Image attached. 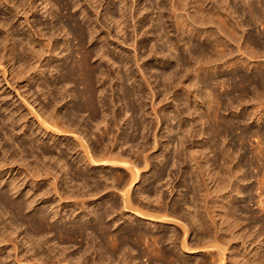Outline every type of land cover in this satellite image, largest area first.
Instances as JSON below:
<instances>
[{
  "label": "bare ground",
  "instance_id": "obj_1",
  "mask_svg": "<svg viewBox=\"0 0 264 264\" xmlns=\"http://www.w3.org/2000/svg\"><path fill=\"white\" fill-rule=\"evenodd\" d=\"M11 2L17 11H15L13 19L19 18L21 11H18V9L24 8L26 4L23 2L20 4V1L15 0ZM243 2L247 5L252 18L260 22L261 26H264V2L261 0H243ZM170 3L171 14L177 21V29L179 31L183 29V32H188L194 38L204 37L205 40L212 39L213 41L211 42V46H209L210 48L201 46L198 50L192 49L194 46L192 37L188 41L181 38L178 41H184V45H189L187 52L191 56L190 58L193 57V61L190 62V60V63H188L185 77H188L190 74L192 76L193 72L195 73L192 78V80L194 79V87L196 88L194 98L195 108L193 110L183 109V111L170 110L167 119L165 109L159 110V107L157 108V105L153 104L152 112L148 113L149 117L140 120L139 110H137L133 103L134 101H132L134 93L130 87L128 88L126 86V81L129 80L127 72L131 68L124 70L125 72L123 74L121 73L122 69H120L117 75L122 79V87L120 88L123 100L126 101L125 108L128 111H132V114L125 120L123 118V112L125 111L126 113L127 111L118 109L115 92L109 91L110 93H105L103 89L100 91V87L105 85L106 80L112 79V73L110 70L104 69L99 62L93 61L94 58H102L99 50L92 48L82 51L79 48L77 51H74L72 50L74 48L70 49L69 47V53H67L64 64L67 67H65L62 75L60 74L62 78L59 82L63 85L72 83L74 84V88L72 87V91L66 89L63 95L59 92L63 96L62 100L58 99L61 96L59 97L56 96L57 94H54L51 97V101L48 102L49 104L40 107L42 114L33 105L32 111H36L37 117L41 122L39 131L43 136L52 134L54 138L59 137L58 139H60V137H64L67 139L66 142L61 140V143L67 144L69 153L77 154L74 160L77 163L79 162L76 168L79 171L76 173L75 170L71 169L70 171L67 168L68 170H64V173L60 175L52 166H46L45 162V166L41 165V162H38L37 158L35 159V164L30 166L26 163V159L18 160L14 156L9 157L7 155L8 152L4 151V157L0 160V184L2 185L5 181L3 178H6L7 173H13L17 170L22 178L19 179V177L12 176L6 183L9 184L12 194L15 196L18 193H24V186L26 188L32 182V186H30V190L32 188V199H26L27 201L20 199L13 200L8 192L0 191V200L6 203L10 210L19 216L22 222L29 225L32 229L33 236L39 239L32 250L31 260H28L21 250V246L24 245V240L15 242L14 235L17 232L5 225L0 230V256L2 255L3 249L6 252L12 249L15 252L14 258H11L13 264H25L27 262L30 263V261L31 264H74L72 259L68 257L63 256L61 258L52 255L48 242H44L43 238L52 233L61 242L76 241L75 239H82L88 233L94 235L93 238H95L93 245L91 246L90 244V247L94 248L95 253L98 250L101 252L100 263H104L103 255H105L113 264H123V262L130 264L132 261H134V264H139L134 253L129 260L123 257L126 255L127 249L129 251L131 250V252L134 250L130 246L132 244V246H135L139 250L145 251L146 257L149 256L147 261H150V264H192L187 260L188 258L179 257L176 250H173L170 246L172 244V247H174L175 245L173 246V244L179 242L183 234V239L181 240L183 248L188 249L192 253H201V255L205 254L209 256V259L206 258L207 256L200 257L203 261L202 264H229V258L231 264H264V239H261L264 235V173L262 177L257 178V184H253L252 179L254 176L252 177L247 170H244V163L239 153L235 151V146L233 144L228 148L222 146V144L225 145L229 134H232L235 128H239V124L242 122L244 116H242L243 110L248 111L251 109L252 111L248 114L254 120L259 117L258 114L261 113V109L263 108L264 110V90L260 92V86L264 84V76H262L263 78L260 77L262 78L260 81L258 78L260 75L258 74L250 78L241 77L240 83L236 86L241 88V84L245 85L247 82L248 84L250 83L254 88L253 98H250V101L246 99L244 101L242 99L243 95L247 94L245 88L240 89V94L235 97V100L231 97L230 99H233L234 102H238L237 110L240 106L243 107V110L239 112L240 114L232 118H227L223 112L227 109V104L231 103V101L227 103V100L230 99H227L226 89L220 91L216 88L215 90L213 89L214 92H211L213 94L208 95L207 93V95L203 96L204 87L208 83V78H205L204 75L221 72L220 67L217 66V63L220 61L224 60V67L230 68V70L239 66H247V68L250 66V69L260 68L264 72V62L260 61L258 64L259 67H255L257 63L251 64L250 61L261 56L264 57V50L261 51L263 45L261 46L256 41L250 40V37L245 39L243 46L238 44V52L242 56L245 55V59L236 56V58L231 59L230 63L228 58H232L236 50L231 47L229 42L232 40L240 43L244 39L247 26L245 24L246 22L240 20L241 17L238 14L236 6L231 5V2L228 0H173ZM257 3L261 5L258 6ZM31 5H29V9H23L22 14L25 20L21 24L28 26L30 23V17L28 15H30L31 9V13L34 15L33 9L36 6L35 2H32ZM190 10H193V12L191 13ZM181 11L186 12V15H182L180 13ZM49 14L53 16L52 13L49 12ZM131 17L135 20V23L132 30L130 28L131 31H129L130 34L131 32L137 34L135 35L136 38V36L139 37L141 35V32L138 30L142 27L141 24L143 23L144 17L139 10L137 12L135 11ZM109 18L115 22L117 20L113 12L109 13ZM91 21L96 22L97 25L90 32V43L94 44L100 40L95 36L98 30V21L94 19H91ZM118 21L120 22V20ZM214 23L218 24L217 26L225 33L226 38L217 35L218 33L209 32L207 29H200V31L195 33L197 24L205 25ZM5 26H7L6 23H0V28L3 29ZM124 26L127 32L129 27L127 25ZM81 30H76L79 37L83 36ZM121 30L123 29H119L118 31ZM125 30L123 31L125 32ZM240 30L243 32L240 33ZM228 37L229 40H227ZM81 39L83 40V38ZM53 40L54 37H51L50 42L44 43L39 47L34 46L33 43L31 47L30 43L27 49L23 48L22 51L24 54L27 50L32 53V63H30L32 64L30 65L32 67V74L27 76L25 74L29 71V69L26 70V68H29L28 65V67L24 66L25 68L16 71L15 64H12L15 61L18 50H20V45H17V48L12 47L9 50L7 47V38H5L2 46L0 45V66L5 65L3 67L4 71L6 73L9 71V74L13 75V81L15 79L19 81L23 78H25L24 81L31 78L34 81L36 76L44 75L46 71L42 67L43 61L57 55V50L60 45ZM169 42H171L170 46L173 45L171 48H179L178 45L180 44L177 45L172 41ZM13 44L15 45L16 42L13 41ZM159 55L152 48L151 53L145 57L136 54L134 57L135 62L132 65V67L139 66V69L136 70L141 74L142 79L146 83V87L149 88L153 95L156 93L155 87L146 72V65L152 58L158 60ZM174 58L170 54L161 55V59L165 64L176 63L177 68L180 62L184 60L180 55L176 57V60ZM113 64L115 65L117 63L113 62ZM126 64L121 60L120 65H117L118 68H122ZM176 71V69L172 70L170 75L165 77L168 84L166 81L164 87L169 88L171 86V88H177L179 85H182L185 91L191 92L192 85L187 86L188 82L186 83V79L181 80L179 84L176 83V80L172 81V78L174 79L176 75ZM161 75L163 76V74ZM16 76H20L19 80H17ZM157 77L159 76H154L155 79ZM5 80L10 86L11 83L8 79ZM215 80V84L219 88H226L225 82L223 83L218 79ZM44 81L46 82V80ZM54 84H56V81ZM45 85H47V82ZM51 85L50 87H52ZM1 89H3L2 81H0ZM6 94L8 97L4 96ZM169 94L166 93L162 99V101H169L167 106L176 102V99L173 96H169ZM3 96V99L7 102L9 93L5 91ZM68 96H71L74 102V105L70 106V109L66 105V102H63L64 104L62 103ZM210 96H212V99ZM232 105L234 104L232 103ZM105 109H108L109 112L106 113L104 111ZM82 112H88L91 122H97L96 128L99 134L94 136L95 141L93 144L91 142L93 146L90 145L91 137L86 138L87 134H85L81 125L76 122V117ZM159 113H162V116ZM261 118L263 116L259 120ZM172 119L177 120V129L167 127L170 138L168 139V143L164 144V142H161L163 138L158 137L159 133H157V130L160 123L163 124L167 120L172 121ZM156 121L159 124L157 128L154 125ZM101 124L104 125L103 128H100ZM155 130L156 132L153 138L155 145L153 150L158 147L159 149L162 148L161 153H158L159 157L158 154L157 156H151L145 153L151 146L150 142H152L149 141L147 133L151 132L152 134ZM263 130H256L254 133V137L257 136L256 138L259 140L254 152L258 166L261 164L260 167H264V147H261L263 145L262 141L264 140L262 138L264 137ZM172 133L176 134V136L173 137L171 135ZM180 133L182 134L179 135ZM247 133L244 131L243 135L245 136ZM33 135L32 133V137H34ZM242 136L237 138L233 137L232 140L240 142L244 139ZM42 143L43 145L46 144L45 140ZM135 146L138 147L136 150L134 149ZM234 152H236V155H233ZM156 158L157 165H154ZM261 161L263 162L260 163ZM7 166L8 169L4 170ZM142 166L143 169L144 167L145 169L149 168L151 172L150 176H142L143 174L140 170ZM173 167H177V170L174 171ZM100 174L102 176L98 178ZM166 177L171 181L173 178L174 181L179 179L178 187L180 189L175 188L176 186L173 185L174 181L171 182L169 180L166 182L165 189L168 191L166 195L164 189H159V185L166 180ZM36 179L39 180L36 182ZM68 179H70L71 183L76 180H82L83 182L82 184L79 183L81 185L78 186L77 190L70 189L69 193H64L60 183H66ZM20 180L23 181L22 184H20ZM75 185H77L76 182ZM87 187H89L87 193H84V190L81 191V189ZM40 188L43 190L41 191ZM109 189L112 192L109 194L107 201L108 204H112L111 211L115 212L119 210H116L118 208L117 201L119 200L120 202L118 203L121 206L123 205L124 210L130 211L136 217L142 218V220L145 219L149 223L146 224V222L140 221L141 219H132L131 222L135 223V226L125 227L126 221H124L114 231L112 227L116 226V221L114 218L109 217V212L111 211L105 207L101 210L100 206L99 208L95 207L91 211L85 209L86 204L89 202L88 197L95 196L99 192H103L102 190ZM228 190L229 192L227 193ZM254 190L257 191L256 193L259 198L256 204L259 210L263 212V215L259 218L260 220L255 219L254 210H250L246 205H243L247 200L252 203ZM175 191L178 197L176 196L177 198L174 199L173 197L171 199ZM29 193L30 191L28 190L26 196ZM87 195L88 197L86 198ZM36 198H39L43 204H46L50 200L55 201L54 206H52L54 207L55 219L54 217L53 219L55 223L63 221V219H59L61 217L59 213L62 201L66 200L74 204L76 214L72 217L73 221L88 220V223L78 224V222H74L70 227H68L69 225H53L48 219L47 210H36L34 204ZM144 200H146L145 204ZM78 204H82V206L79 207ZM31 208L32 216L30 214L25 215V210L28 209L29 211ZM177 218H183L188 221L187 223H181L180 220V223H178L183 231L180 228L167 226L169 225L168 222H177ZM89 224H94V226L91 227ZM158 224L159 226H157ZM145 226L149 227L145 228ZM258 226L261 230L256 229ZM152 229L156 232H150ZM190 232L191 234L196 233V239L193 243L187 241ZM84 239L82 240L84 241ZM2 243L5 244L3 247H1ZM230 243L234 245L229 246ZM32 244L34 243L32 242ZM248 244L255 247L254 252L247 251ZM225 245L229 247L227 248ZM225 252L230 253L228 259L226 258L227 253L225 254ZM237 253L241 257H236ZM8 254L10 255V253ZM44 255H46L45 258L43 257ZM153 259L159 260V262L155 263ZM93 264L99 263L97 260H93Z\"/></svg>",
  "mask_w": 264,
  "mask_h": 264
},
{
  "label": "rangeland",
  "instance_id": "obj_2",
  "mask_svg": "<svg viewBox=\"0 0 264 264\" xmlns=\"http://www.w3.org/2000/svg\"><path fill=\"white\" fill-rule=\"evenodd\" d=\"M11 1L12 0L0 1V23L1 24L6 23L7 25L3 29L0 28V45L2 46L5 38H7V47L9 50L12 47L17 48V45H20V50H18L15 61L12 62V64L13 63L15 64L16 71L20 70L21 68H25L29 66V68H26V70L29 69L30 72L27 71L28 73L25 75L30 76L32 74V67L30 66L32 65L30 64L32 63V53L31 51L27 50V52L24 54V52L22 51L23 48L27 49L30 43H31V47H32V43L34 46L39 47L40 45L44 43L50 42V38L54 37L53 41L55 43H59L60 46L57 50L58 56L55 55L54 57L47 58L46 60L43 61L42 67L46 69V71L44 75L36 76V79L34 81H32V78L26 81H24L25 78L19 80L20 76H16L17 80L19 81H16V79L13 81L12 80L13 75H10L9 71L7 73L4 71L3 67L5 65L2 67L0 66V81H2V86H3V89L0 90V160L4 157V151H6L8 152L7 155L9 157L14 156L18 160H22L23 158L26 159L27 160L26 163L29 164L30 166L35 164V159L37 158L38 162H41L40 163L41 165H44V162H45L46 166H52L56 170V172H58L60 175L64 173V170L66 171L68 169L70 171L71 169H73L75 170L76 173H78L79 170L76 168L79 162L77 163L74 160L77 154L71 153V152L69 153V151L67 150V144L61 143V140L62 141L64 140L66 142L67 139H65L64 137H60V139H58L59 137L54 138L52 134L43 136V134L40 133L39 131V129L41 128V124H40L41 122L39 121V118L37 117L36 111H32V105H33L34 108L38 110L39 113H41L40 107L43 105L49 104L48 102L51 101L52 99L51 97H53L54 94L55 95L57 94L56 96H59V97L61 96L58 99L62 100L63 99L62 95L65 94L63 92H65L66 89H69V91H72V89L74 88V84L72 83L63 85L62 83L59 82V80L62 78L61 75L65 67H67V65H64V64L66 62L67 53H69L68 51L69 47L70 49L74 48L72 49L74 51H77L79 48H81L82 51H85L86 49H92V48H96L97 50H99V53L102 55V58L101 59L94 58L93 61L97 63L99 62L104 69L110 70L112 73V79L106 80L105 85L100 87V91L103 89L105 93L109 91L115 92L118 109L121 111H124V110L127 111L126 112L127 115H125L126 114L125 111L123 112L124 113L123 118L125 120L126 118H128V116L132 114V111L129 110L130 111L129 112L127 108H125L126 101L123 100L122 91L120 88L122 87L121 86L122 79H120L119 76L117 75L120 69H122L121 73L123 74L125 72L124 70L131 68L127 72L129 80L126 81V86H128V88L130 87L134 93V95L132 96V101H134L133 102L134 105L136 106L137 110H139L140 120H144L145 118L149 117L148 113L152 112L153 104L157 105L156 107L157 108L159 107L158 108L159 110L165 109L167 119H168V116H169L168 113L170 112V110L183 111V109L193 110L195 108L194 98L196 94V88L194 87V79L192 80L195 73L193 72L192 76L190 74L188 77H185V73L188 68V63L193 61V57L190 58L191 56L187 52L189 45L188 44L184 45L183 44L184 41L182 42H178V41L180 38L184 39L185 41H188V39L192 37L194 40V46L192 47L193 50H198L201 46L210 48L209 46H211L212 44L211 42L213 41L212 39L205 40L204 37L194 38V36H190L188 32H185V31L183 32V29H181L180 31L179 29H177V21L171 14V10L169 7L171 6L170 1H173V0H34V1L33 0H15V1H20L19 2L20 4L21 2L26 4L24 8L18 9V11H21L19 14L20 20L19 18L13 19V16L15 15L16 10ZM228 1L231 2V5L236 6V8L238 9V14L241 17L240 20H243L244 22H246L245 24L247 25L245 34H244V39H242L240 43L232 41V40H231L232 42L231 41L229 42L231 44V47L236 50L235 55H233L232 58L231 57L228 58V60H230V63H231V59L236 58V56L238 57L240 56L241 58L245 59L246 56L245 55L242 56L240 55V52H238V44L243 46L245 39H248L249 37H250V40L256 41L261 46L263 45L261 51L264 50V26H261L260 22L252 18L251 13L249 12L248 7L243 2V0H228ZM261 1L264 2V0H261ZM32 2H35V5H36L35 8L37 7L36 9L35 8L33 9L34 15L31 13L32 12V9H31L30 15H28L30 17V23L28 24V26L26 24H21L25 20V17L22 14V12L24 11L23 9L25 8L26 10L29 9L30 8L29 5H31ZM257 5L260 6L261 4L257 3ZM138 10L139 12H142V16L144 17V19L142 21L143 23L141 24L142 25L141 29L139 28L140 30H138L139 32H141V35L139 37L136 36L135 38V35L137 34L132 33V32L130 34V31L132 30V27L135 23V20L132 19L131 15L134 14L135 11L137 12ZM49 12L52 13L53 16L49 14ZM111 12L114 13L117 19L116 22L112 21L109 18V13ZM190 12L192 13L193 10H190ZM180 13L182 15H186V12L184 11H181ZM91 19H94L95 21L99 22V23L97 22L98 24L97 29L99 31L97 30V32L95 33V36L97 37L98 40L99 39L100 40L99 42H96L94 44L90 43V32L97 25H96V22H92L93 20L91 21ZM118 20H120V22ZM117 22L119 23L118 25H117ZM124 25H127L129 27L127 32L124 29L125 28ZM217 25L218 24L216 23L205 24V25L197 24L196 26L197 29L195 33L200 31V29H204V30L207 29V31L209 32L212 31L216 34L218 33L217 35H220L221 37L226 38L225 33ZM117 26L118 28L120 27L119 29L125 30V32L123 30L118 31L119 29L117 28ZM76 30H81V32H83V36L79 37V34L76 33ZM241 32L243 31L240 30V33ZM81 38H83V40ZM227 40H229V37L227 38ZM13 41L16 42L15 45L13 44ZM169 41H172L177 45L180 44L178 45L179 48L178 49L171 48L173 47V45L170 46L171 42ZM152 48L155 49V51H157V53L160 54L158 56V60L155 58H152V60H150L148 64L146 65V68H147L146 72L149 78H151L153 86L155 87V92H156L155 95H153V93L149 90V88L146 87L145 81L142 79L141 74L137 71L139 69V66L132 67L133 63L135 62L134 57L136 56V54H139L141 57L143 56L145 57L151 53ZM163 54H167V55L170 54L171 56H174L175 57L174 60H176V57L180 55L184 61H181L180 65L176 68V63L165 64L163 62V60L161 59V55ZM263 58L264 57L261 56L259 58L251 59L250 60L251 64L257 63L255 67H259L258 65L259 62L260 61L264 62ZM147 59H150V58H147ZM112 60L113 62H116L118 65H120L121 60H123L124 63H127V64L126 66H123L122 68H118V65L117 64L114 65ZM171 61L173 62V60ZM224 65H225L224 60L220 61L217 63V66L220 67L221 72L216 73V74L210 73V75L209 74L204 75L205 78H208V83L204 87L205 94L203 93V96L207 95V93L208 95L213 94L211 92H214V90L218 88L217 90H220V91H224L226 89L227 99H230L232 97L235 100L236 99L235 97H237V95L240 94V89L245 88L247 90L246 92L247 94H244L242 99L244 101L245 99L247 101H250V98L251 99L253 98V91H254L253 86H251L250 83L248 84V82L245 85L241 84V88H238L236 85L240 83L241 77L250 78V77H255L256 74L260 75L258 77L260 81L263 78L262 76H264L263 70L260 68L250 69L249 68L250 66L248 68L247 66L245 67L239 66L237 68H233L230 70V68L224 67ZM175 69L177 71H176V75L174 76V79L172 78V81L176 80L177 81L176 83L179 84L181 80L186 79L187 80L186 83L188 82L187 86L190 84L192 85L191 92L187 90L185 91L182 85H179V87L181 88L179 87L171 88L170 86L169 87L170 89H169L168 87H164L167 81L165 77L170 75L172 70H175ZM161 74H163V76ZM154 76H159V77L155 79ZM5 79H8V81L11 83L10 86L8 85V82H6ZM215 79H218L219 81H222L223 83L225 82L226 88H221V87L219 88L215 84L216 83ZM44 80H46L47 85H45L46 82ZM54 80L56 81V84H54L55 82ZM142 84L144 85L141 86ZM167 84H168V81H167ZM50 85L52 87H50ZM57 85L59 86L57 87ZM53 86H55L56 88ZM167 88L168 90H166ZM158 90H159V93H158ZM263 90H264V84L263 86L261 84L260 92H262ZM5 91L9 93V98L7 102L3 99L4 96L8 97L7 94L3 96V93ZM59 92L62 93V95L59 94ZM166 93H170L169 96L171 97L173 96L176 99V102H174L170 106H167L169 101L167 102L164 100L162 101ZM99 95L101 94L99 93ZM210 98L212 99V96H210ZM233 99L227 100V103H229L230 101L231 103L230 104L226 103L228 105L227 109L223 111L224 115L227 118H232L233 116L240 114L239 112L243 110L242 106H240L237 110L238 102H234ZM63 102L67 103L66 105H68L69 109H70V106L74 105L73 98L71 96L66 97V100L62 101V103ZM232 103L234 105H232ZM261 110L262 111L260 112L264 114L263 108ZM104 111H106V113L109 112L108 109H105ZM251 111H252L251 109L248 111L247 110L242 111L243 112L242 116L243 115L244 116L242 118V122L239 124V128H235L232 134H229L225 142V145L222 144V146H225L226 148H228L231 144L235 146V151L239 153V156H241V159L244 163V170H247L248 173L252 175V177L254 176V178L252 179L253 181L252 183L257 184L256 180L257 178L262 177L264 173V167L262 166L260 167L261 164H259V166L257 164L254 151L256 148L255 146H257L258 144L257 142L259 140H257L258 139L256 138L257 136L254 137L255 136L254 133L256 132V130L258 131L260 129L261 130L264 129V115L260 113L258 114L259 117L254 120V118H252V116L250 117V115L248 114ZM159 115L162 116V113H159ZM262 116L263 118L259 120V118ZM76 118H77L76 122L81 125L83 131L85 132V134H87L86 138H88L89 136L91 137L90 145L93 146L92 144L95 141L94 136L99 134V131L96 128L97 122H91V120L89 119L88 112H82ZM176 122L177 120L175 119H172V121L167 120L166 123H163V124L160 123V125L158 124L157 121L155 122L154 125L156 126V128L159 125V128L161 129L160 130L158 128L157 133H159L158 134L159 138L164 139V140L162 139L161 141V142H164V144L168 143V139L170 138V135L167 132L168 130L167 127H173V129H177ZM103 127L104 125L101 124L100 128H103ZM42 128L44 127L42 126ZM244 131L245 133L248 132L249 135L247 133L244 136L243 135ZM155 132L156 130L153 132L154 134L153 133L151 134V132L147 133L149 136V141H152V142H150L151 146L150 148L146 150L145 153L151 156H154V155L157 156V154L161 153L162 151V148L159 149V147L153 150L154 149L153 147L155 145V142L153 139ZM32 133L34 134L33 135L34 137H32ZM116 133H117V130H116ZM181 134L182 133H180L179 135ZM171 135L173 137L176 136V134L174 133H172ZM239 136H242L244 139H242V141L240 142L239 141L235 142L232 140L233 137L237 138ZM259 139L260 141H262L261 138ZM43 140H45L46 142V144L44 145L42 143ZM262 142H263L262 143L263 145L261 144L262 146L261 145L260 146L264 147V140ZM137 148H138L137 146L134 147L135 150ZM236 152H234L233 155H236ZM158 157H159V154H158ZM156 162H157V158L155 159L154 165H157ZM262 162L263 161H261L260 163ZM142 165H144V163H142ZM7 169H8V166L4 168V170H7ZM142 169H143V166H142ZM142 169H140L143 174L142 176L151 175L149 168L145 169L144 167V169L143 170ZM173 169L174 171H176L177 167H173ZM12 176L19 177V179L22 178L17 170H15L13 173L11 172L7 173V175L5 176L6 178H3L5 181L3 182L2 185L0 184V188H1L0 191L8 192L10 197H12L11 199L13 200H18V199L23 200V201H27L26 199L31 200L32 199V188L30 190V186H32L31 184L32 182L26 188L24 186V193L22 194L18 193V194H15V196H13L11 189H10L11 187H9V184L6 183L12 178ZM101 176L102 175L100 174L98 178H101ZM38 180L39 179H36V182ZM169 180L170 179H167L166 177V180L163 181V183L159 185V189H164L165 190L164 192H166L165 193L166 195L168 194V191L165 189L166 182ZM20 181H21L20 184H22L23 181L22 180ZM173 181H174V178L172 179L171 182ZM75 182L77 185H75ZM75 182L71 183L70 179H68L66 183L61 182L60 186H62V191L64 193H69L70 189L77 190L78 186H80L83 181L76 180ZM178 184H179V179H176L173 185L176 186L175 188L180 189V187H178L179 186ZM28 190L30 191V193L28 196H26V192H28ZM40 190L42 191L43 189L40 188ZM83 190H84V193L85 192L87 193L89 191V187L85 189H81V191ZM102 191L103 192H99L98 194L92 197H88V195L86 196V198L88 197L89 202L86 204L85 209L91 211L95 207L99 208L100 206L101 210H103L105 207L109 211H111L112 204L111 203L108 204L107 200L109 198V194L112 191L111 189L105 190V191L102 190ZM228 192L229 190L227 191V193ZM256 192L257 191L254 190V195H253L254 199L252 203L251 201L247 200L246 203H244L243 205H246V207H248L250 210H254L255 219L260 220L259 218H261V216L263 215V212L259 210L258 205L256 204V201L259 199ZM176 196H177V192L175 191L171 199H173V197L174 199L178 197ZM144 201H145L144 202L145 204L146 200ZM118 202L120 201L119 200L117 201L118 208L116 210L118 209L119 210L115 212L114 211L109 212V215H110L109 217L114 218L116 221V226L112 227L114 231H116L117 228L124 221H126L125 227L135 226V223L131 222L132 219H139V220L141 219L140 221L142 222L144 221V223L146 222V224L149 223V221L145 219L142 220V218L136 217L135 215L130 213V211L124 210L123 205L122 206L119 205ZM54 203H55L54 200H50V201H47L46 204H43L41 203L39 198H36L34 202L36 210L37 209L42 210V211L47 210L49 214V215L47 214L48 219L50 223H52L53 225L54 224L60 225V226L69 225L68 227H70L74 222H78V224L79 223L82 224L86 222L88 223V220H80L81 222L73 221L72 217H74L73 215L76 214L75 209H74L75 207H74V204L69 203L68 200L62 201V206L60 207L61 209H60L59 215L61 217L59 219H63V221L62 222L59 221L55 223L54 222V219H55L54 207H52L54 206ZM78 205L79 207L82 206V204H78ZM26 210H25V215L30 214V216H32L31 215L32 208L29 211L28 209ZM177 219H178L176 220L177 222H172V223L168 222L169 225L167 226L174 227V228L175 227L180 228V230H182V228L180 227L178 223H180V220H181V223L183 222L187 223L188 221H186V219L184 220L183 218H177ZM5 225L9 226L12 230L17 232L14 235L15 242L24 240V245L21 246L22 248L21 250L23 251V255L27 257L26 259L31 260L32 250L34 246L37 244L39 238L34 237L31 227L27 225V223L22 222L19 219V216H17L14 213V211L10 210V208L7 206L6 203L0 200V230ZM89 226L93 227L94 224H89ZM157 226H159V224ZM148 227L145 226V228H148ZM256 229L261 230L259 226L258 228L256 227ZM153 231L156 232L153 229L150 230V232H153ZM93 237L94 235L87 233L84 236L85 239L82 238L84 239V241L82 239H75L76 241L72 240V241L61 242L58 238H56V236H54L51 233V234L46 235L43 238V241L48 242V246L50 247V250L52 251V255H56L61 258L63 256L68 257L72 259V262L74 264H93V260H97L99 264H113L110 260L106 258L105 255H103L104 263H100V254H101L100 250H98L99 253L96 252L98 253L96 254L94 248L90 247V244L92 246L93 241H95V238ZM195 237H196V233L191 234L190 232L188 235L187 241H189L190 243H193L195 242V239H196ZM182 239H183V234L179 242H176L175 244H173V246L175 245L174 247H172V244H170L171 248H173V250H176V253L179 257H185L186 259L188 258L187 260L191 262L192 264H200V262L202 264L203 261H202V258H200L201 256L202 257L207 256L206 258L209 259L208 255H205V254L201 255V253L200 254L192 253L188 251V249L183 248L181 245ZM261 239L262 240L264 239V235L261 237ZM32 242L34 244H32ZM4 245L5 244L2 243L1 247H3ZM231 245H234V244L230 243L229 246ZM130 246L134 250L131 252V250L129 251L127 249L126 255L123 256L124 259L126 258L129 260L132 257V254L134 253L136 254L137 261L139 262V264H150V261H147L149 256L146 257L145 251L139 250L135 246H132V244ZM229 246L225 245V247L227 248ZM254 249H255L254 246H251L248 244L247 246L248 252H251V251L254 252L255 251ZM12 251H13L12 249L8 250V252H6L5 249L2 250V255L0 256V264H13L11 262V258L12 259L14 258L15 252L14 251L12 252ZM230 251H232V249H230ZM8 253H10V255ZM225 254H226V258L228 259L230 257V253L225 252ZM237 255L239 254L237 253ZM237 255L236 257H241L240 255L239 256ZM43 257L45 258L46 255H44ZM228 260H229V264H231L230 258ZM153 261L155 263L159 262V260H154V259ZM25 264H31V261L30 263L27 262ZM123 264H126V262H123ZM130 264H134V261H132Z\"/></svg>",
  "mask_w": 264,
  "mask_h": 264
}]
</instances>
